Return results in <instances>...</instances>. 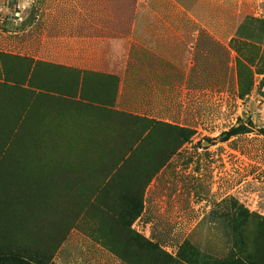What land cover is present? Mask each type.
<instances>
[{"label": "rangeland", "instance_id": "rangeland-1", "mask_svg": "<svg viewBox=\"0 0 264 264\" xmlns=\"http://www.w3.org/2000/svg\"><path fill=\"white\" fill-rule=\"evenodd\" d=\"M17 1L0 0V52L19 56L31 47L32 32L23 31L31 30L34 15L30 0H25L24 11ZM214 50L215 78L210 69V84L199 85L197 116L183 120L195 130L190 140L164 161L176 133L158 126L145 146L125 161L119 156L138 133L126 131L132 119L117 114L113 120L122 124L119 139L113 132L103 145L101 165L89 163L90 157L74 164L69 155L55 156L48 143L34 138L42 127L48 128L42 106L47 103L40 100L27 110L29 124L21 126L27 140L18 134L21 92L12 82L28 62L5 57L4 71L0 66V264H123V246L116 247L119 258L104 243H111V232L126 228L158 242L162 255L165 250L185 262L194 258L191 244L219 259L214 264H264L262 74L234 50L229 56L218 43ZM5 77L8 81L3 82ZM175 107L174 102L167 118L174 126L182 122L174 115ZM141 124L146 125L133 119L135 129ZM231 127L241 132L225 140L224 132ZM112 159L114 164L109 163ZM162 162L167 164L160 167ZM154 170L157 174L151 177ZM149 178L140 206L139 190ZM138 209L140 217L131 219ZM120 233H115L119 240L124 236ZM130 241L135 253L124 264L136 258L141 262L148 252L144 239L130 236ZM161 254L153 264H168Z\"/></svg>", "mask_w": 264, "mask_h": 264}, {"label": "crops", "instance_id": "crops-1", "mask_svg": "<svg viewBox=\"0 0 264 264\" xmlns=\"http://www.w3.org/2000/svg\"><path fill=\"white\" fill-rule=\"evenodd\" d=\"M30 1L33 24L23 32H32L31 47L23 45L28 53L19 56L51 71L49 90L31 104L44 100L48 130L71 136L74 164L90 157L101 165L99 151L122 129L113 120L119 112L172 123L175 102L182 121L175 124L187 126L183 120L197 116L199 85L210 84V69L215 78V43L229 56L232 38L264 46V0ZM17 2L24 11L25 0ZM259 78L264 85V74ZM126 124L131 133L154 129L137 130L133 119Z\"/></svg>", "mask_w": 264, "mask_h": 264}, {"label": "trees", "instance_id": "trees-1", "mask_svg": "<svg viewBox=\"0 0 264 264\" xmlns=\"http://www.w3.org/2000/svg\"><path fill=\"white\" fill-rule=\"evenodd\" d=\"M230 48L232 50H234L239 58H242L245 62L254 65L257 68V73L258 74H264V46H260V45H256L253 44L251 42L245 41V40H241L238 38H232L230 41ZM5 57H21L20 59L23 62H28L21 68V70H19L17 79L14 80L12 82V87L16 88V90L18 92H21L20 95L18 96L19 98H21V101H19L18 104V112H17V125H18V134H22L24 135V138H26V134L27 131L22 129L23 132H21V126L23 128V126L29 124V120H30V116L27 113L28 108H34V106H32L31 104V99L32 96L35 94H39V95H45L43 94V90H49V83H48V78L49 75L51 73L49 67L47 64L42 63V62H34L31 58L29 57H22V56H17V55H13V54H6L3 52H0V66L4 71V63H3V59ZM8 81L7 78L5 77L3 79V82ZM242 89V88H241ZM38 90V91H36ZM39 95L38 98H39ZM23 98V99H22ZM25 98V99H24ZM41 105L45 102H42V100L39 98ZM22 104V105H21ZM37 104V103H36ZM35 104V105H36ZM42 106H44V110H46V104H43ZM41 106V107H42ZM119 116H123L125 118H132V119H136L139 120L143 123H145V126H153L154 129H152L151 133L148 132L146 134L145 130L146 127H142L141 131L138 132L137 138L134 142L129 145L126 149V151H123L120 157H123V160L127 161L128 158H132L139 150H141L145 144L149 141L150 137L152 136V134L154 133V130H156V128H158V126H165L170 130H174V132L176 133V135L173 136V138L171 137V140L173 141V146L169 147L168 153L166 155V158L164 159V161L166 159H169L171 157V155H173L185 142L189 141L190 138L195 134V130L192 129L191 127L188 126H174L171 125L167 122H162V121H157V120H153V119H148V118H144V117H137V116H133L124 112H119L117 113ZM46 117L48 116L47 111H46ZM47 122H49L48 119H46ZM43 125H45L46 123L43 121L42 122ZM240 131V129L238 127H231L228 131L224 132L225 134V140L229 139L232 135H236L238 134ZM144 134V136H143ZM48 139V141H44L47 140L46 137ZM65 134L63 132H50L48 130V128L46 126L41 128V131L38 133L37 132V137L34 135V138H39L40 142H45L46 144H49V149H53L56 151L55 156L58 157H63V156H72V155H78V149H75L73 147L74 145V141L70 140L71 136L69 135V139L68 140H64L65 138ZM68 136V135H67ZM25 140V141H26ZM37 140V139H36ZM171 140H169V143L172 142ZM47 147V146H46ZM61 148L67 149L69 152H65V153H60L59 150H61ZM125 149V147L123 148ZM163 161V162H164ZM160 163L159 166L162 167L165 163ZM155 172H152L151 177L154 175V173L157 172V170H154ZM51 172H53V170H51ZM57 174V173H56ZM150 177V178H151ZM145 180L144 185L142 187V189L139 190V196H138V204H140V206L143 204V191L145 188V185L149 183V180ZM141 209V208H140ZM140 213V210H136L134 212V214H132L133 216H130V218L132 219L133 217L136 218ZM129 225V224H128ZM109 227V226H108ZM128 230L125 231H121V233L118 232H111L112 234L114 233V236H112L111 243H104L105 245H107L108 247L110 246L111 251L113 253H115L116 255H118V257L121 255V260L122 262L126 263L127 260L126 258L132 259L134 256V244L133 241L131 243L130 241V236L135 237L136 239H144L146 242H148V252L146 257L140 262L138 259L136 258L132 264H134V262L137 263H142V264H153V261L155 258H157L159 256V254H161V247L160 244L158 242H153V241H148L146 240L144 237H141L140 234H138L136 231L130 229V228H126ZM115 233H120L122 236L124 234V236L122 237L121 240H119V236H117V234ZM110 234V233H109ZM126 234V235H125ZM110 237V236H109ZM111 238V237H110ZM187 242V240H184L183 244ZM183 244L181 245L183 247ZM123 246L122 249L123 251H121L120 255L117 253L116 251V247L117 246ZM180 246V248H181ZM189 251L191 253V255L194 257L191 260H188L189 262H185L184 260L180 259V257L178 256H170L167 252H164L165 250H162L164 255H166L167 257V262L168 264H194V262L198 263V264H209L208 260H210L213 264L214 263H218L219 259H214L210 256H208L207 253L205 252H201L200 250H198L195 246L189 244ZM162 255V254H161ZM164 255L163 258H164ZM195 260V261H194ZM165 261V258H164ZM194 261V262H193ZM199 261L201 263H199ZM123 263V264H124ZM166 263V261H165Z\"/></svg>", "mask_w": 264, "mask_h": 264}]
</instances>
